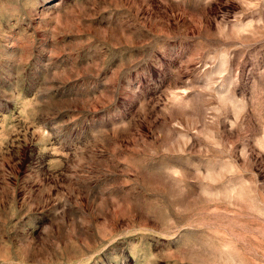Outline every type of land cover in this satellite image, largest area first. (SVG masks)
Returning a JSON list of instances; mask_svg holds the SVG:
<instances>
[{
	"label": "rangeland",
	"instance_id": "obj_1",
	"mask_svg": "<svg viewBox=\"0 0 264 264\" xmlns=\"http://www.w3.org/2000/svg\"><path fill=\"white\" fill-rule=\"evenodd\" d=\"M0 264H264V0H0Z\"/></svg>",
	"mask_w": 264,
	"mask_h": 264
}]
</instances>
